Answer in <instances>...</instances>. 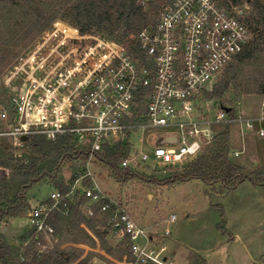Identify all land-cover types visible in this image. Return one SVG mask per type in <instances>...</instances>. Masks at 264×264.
Here are the masks:
<instances>
[{"label": "built area", "instance_id": "1", "mask_svg": "<svg viewBox=\"0 0 264 264\" xmlns=\"http://www.w3.org/2000/svg\"><path fill=\"white\" fill-rule=\"evenodd\" d=\"M137 1L158 5L160 11L152 23L141 25L125 39L118 40V32L107 36L95 28L83 31L55 19L6 71L3 84L8 97L0 107L6 128L0 136L6 137L14 158L28 137L55 141L70 136L76 148L88 151L87 165L96 153L119 142L129 148L121 167L132 169L149 160L175 165L214 141L222 125L235 121L252 128L254 122L264 121V97L256 116L244 111L231 116V108L205 116L197 107L201 90L249 42L250 29L238 5L228 7L218 0ZM150 132H162V142H149ZM132 134L150 151L143 146L132 151ZM76 194L89 201L88 215H93L94 204L100 213L113 209L108 231L127 245L117 259L109 257L113 264H178L165 253V241L158 242L114 199L82 184L65 192L53 188L27 208L30 238L36 245L43 246L44 237L55 235L51 214L62 206V214L67 215L70 196ZM175 218L172 214L169 221ZM167 235L168 228L160 237Z\"/></svg>", "mask_w": 264, "mask_h": 264}, {"label": "rangeland", "instance_id": "2", "mask_svg": "<svg viewBox=\"0 0 264 264\" xmlns=\"http://www.w3.org/2000/svg\"><path fill=\"white\" fill-rule=\"evenodd\" d=\"M74 1L47 0L42 3L37 0V5L45 18L54 15L55 20L62 17L69 18L67 13ZM259 1L264 5V0ZM155 2L157 3V0ZM152 5L153 3L143 5V9L149 15L147 23H152L160 11L158 5L157 7ZM238 6L242 9L243 16L249 14L251 5L248 2ZM45 18L28 35L23 29L17 35L15 42L7 46L0 44V107L6 103L8 97L3 84L6 71L22 53L40 39L43 32L39 33L38 29L45 23ZM249 28L251 33L249 41H251L257 37L258 32H253V29ZM0 35L2 42L7 34L1 25ZM238 56L201 90L197 101L201 115L214 116L221 108H233L235 112L244 111L247 116L259 114L260 102L264 97V43H259L250 58L238 61ZM225 80L228 85L220 98L207 97L206 91H210ZM5 128L6 123L0 120V131ZM225 128L229 131V141L230 132L232 134V149L240 151L238 155H231L233 162L239 164L242 162L246 167L254 168L258 164L264 168V133H259L260 128L264 129V121L254 122L252 128L234 121L220 126L219 130ZM162 135V132L154 134L150 132L146 137L149 142L161 143ZM129 141L134 149L132 151L139 150L142 146L146 151L151 149L145 142L141 144L137 134H132ZM3 148L11 151V159H7V151L5 152ZM229 152L228 145V157ZM13 153L7 140L0 136V185L9 182L17 159L26 162L31 156L27 145L16 151L15 158ZM190 158L175 165L155 164L150 160L140 162L138 166L128 169L143 174L145 178H135L127 182H118L112 176L108 165L98 158H93L89 165L83 161L64 164L58 180L67 184L68 188L74 184L95 187L114 199L139 226L149 230L158 242H166L168 249L165 253L169 259H174L178 264H264L262 185L244 181L234 189L219 194L211 188V185L200 179H190L171 186L160 185L155 181L180 171ZM87 178L89 179L86 180ZM84 180L86 183H83ZM10 186L8 196L13 197L16 189L11 183ZM56 187L58 186L46 180L32 186L27 192L30 206L35 205L40 199H45L47 193ZM76 195H71L69 200L73 201ZM218 205L222 206L224 211V223L221 222ZM88 207L87 199L80 204V220L77 225L72 226L67 217L62 218L58 223L55 221L56 233L54 236L44 237L43 246L36 245L30 238L31 232L25 215L0 221V236L20 260H30L33 256L38 257L51 250L74 247L79 256L78 260L86 259L90 264H113L109 257L117 259L126 245L118 243L110 233H107L103 240L99 239L94 230L104 225V214L100 213L98 205L94 204L93 215H88ZM172 214L176 218L174 221H169ZM221 223L223 230L218 228ZM83 225L96 236L97 240L90 238ZM166 228L170 230V235L161 238L160 235ZM173 249L183 253L188 252L194 257L182 260L179 252L175 256L172 255Z\"/></svg>", "mask_w": 264, "mask_h": 264}, {"label": "trees", "instance_id": "3", "mask_svg": "<svg viewBox=\"0 0 264 264\" xmlns=\"http://www.w3.org/2000/svg\"><path fill=\"white\" fill-rule=\"evenodd\" d=\"M39 1L45 3L47 0ZM218 2L229 7L241 5L243 2H248L251 5L249 14L242 16V20L248 27L253 29V32H258V35L247 43L237 60L242 61L250 58L259 43H264V5L259 0H218ZM152 6L157 7L155 4ZM67 14L69 18L62 17L61 19L68 21L71 25L83 31L95 28L107 36L118 32V40L125 39L130 32L137 30L149 20V15L143 9L142 3L137 0H75ZM55 17L53 15L45 18L37 5V0H0V25L7 34V37L0 44L7 46L15 42L17 35L23 29L28 35L43 18H45V23L40 26L38 32H44L52 24ZM227 85L228 82L226 80L219 83L210 91H206L207 97L220 98ZM230 115L234 116L233 108L230 110ZM4 138L6 139V137ZM25 145L31 151L30 158L26 162L17 159L9 182H4V184L0 185V221L24 216L30 206V201L27 197L28 190L44 180L53 183L58 186L56 187L57 189L65 192L68 189L67 184L58 180L61 167L66 163L85 162L88 157V151L76 148L70 136H64L55 141L32 136L28 137ZM228 145L229 131L228 128H225L219 131L214 141L204 146L198 154L191 157L190 161L183 165L180 171H175L169 177L155 181H158L160 185L171 186L190 179H200L204 183L211 185V188L215 189L219 194H224L234 189L239 183L244 181L262 185L264 188V168L259 166L251 171L245 170L228 157ZM4 151L6 152L7 150L4 149ZM6 153L7 159H11V151L9 150ZM128 153V145L119 142L113 146L105 147L102 152L96 153L95 157L109 166L112 176L118 182L145 178L143 174L137 171L120 166V161ZM86 180L83 183H86ZM152 181H154V178ZM10 183L16 189L13 197L8 196V189L11 187ZM205 193H208V191H205ZM75 197L73 201H69L67 204V215L62 214V206L51 214L49 222L53 225L55 233L57 229L55 221L58 223L62 218L67 217L68 222L74 226L80 220L79 206L87 198L79 194ZM218 208L221 213V222L224 223L222 206L218 205ZM112 212L113 209L110 208L103 213L104 225L100 229L94 230V233L101 240L107 234L104 228H109V216ZM222 223L218 225V228L223 230ZM126 248L127 245L124 249ZM78 257L76 248L66 247L62 250L48 251L38 257L33 256L30 260H20L15 256L11 247L5 243L3 237L0 236V264H71ZM76 264L90 263L86 259H80Z\"/></svg>", "mask_w": 264, "mask_h": 264}, {"label": "crops", "instance_id": "4", "mask_svg": "<svg viewBox=\"0 0 264 264\" xmlns=\"http://www.w3.org/2000/svg\"><path fill=\"white\" fill-rule=\"evenodd\" d=\"M242 137V139H243V135L241 136ZM232 145H233V139H232V134H231V132H230V141H229V150H230V152H229V158L233 161V159H232V156L231 155H235V154H233V151H239V150H237V149H232ZM239 153H240V151H239ZM238 153V154H239ZM237 154V155H238ZM236 163V162H235ZM236 164H238V165H240V166H242L245 170H247V171H251V170H253L254 169V167H246V165L244 164V163H236ZM257 164V163H256ZM257 167H259L258 166V164H257ZM256 168V167H255ZM47 195H48V193H47ZM46 195V196H47ZM46 196H45V198H46ZM38 199H40V198H38ZM104 231L105 232H107V233H110L109 231H108V229L107 228H104ZM176 249H173V251H172V255H177V252H179V254H180V259H193V257L194 256H192L190 253H188V252H182V251H178V249H177V251H175ZM177 262V261H176Z\"/></svg>", "mask_w": 264, "mask_h": 264}, {"label": "water", "instance_id": "5", "mask_svg": "<svg viewBox=\"0 0 264 264\" xmlns=\"http://www.w3.org/2000/svg\"><path fill=\"white\" fill-rule=\"evenodd\" d=\"M22 139L23 140H26L27 137L26 136H23ZM166 140L169 141V142H173V141H175V138L174 137H167ZM80 191H82V190L80 189Z\"/></svg>", "mask_w": 264, "mask_h": 264}]
</instances>
